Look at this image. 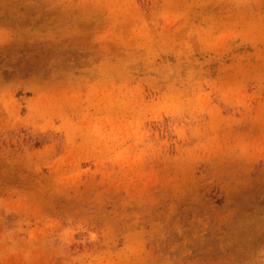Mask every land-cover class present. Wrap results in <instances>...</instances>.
I'll return each instance as SVG.
<instances>
[{
	"label": "rangeland",
	"instance_id": "1",
	"mask_svg": "<svg viewBox=\"0 0 264 264\" xmlns=\"http://www.w3.org/2000/svg\"><path fill=\"white\" fill-rule=\"evenodd\" d=\"M0 264H264V0H0Z\"/></svg>",
	"mask_w": 264,
	"mask_h": 264
}]
</instances>
